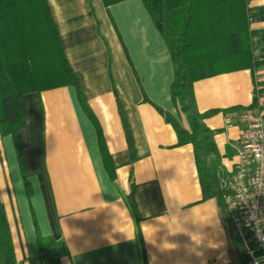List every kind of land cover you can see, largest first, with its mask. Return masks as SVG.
Instances as JSON below:
<instances>
[{"label": "crops", "instance_id": "crops-1", "mask_svg": "<svg viewBox=\"0 0 264 264\" xmlns=\"http://www.w3.org/2000/svg\"><path fill=\"white\" fill-rule=\"evenodd\" d=\"M45 1L77 88L23 95L24 126L0 136L16 264H239L221 186L239 148L233 109L261 104L264 114V0L248 4L256 67L193 83L216 151L203 157L217 192L206 198L193 144L178 145L166 120L187 129L170 94V52L142 1ZM214 160L224 183L211 176ZM39 237L64 252L40 250Z\"/></svg>", "mask_w": 264, "mask_h": 264}, {"label": "trees", "instance_id": "trees-1", "mask_svg": "<svg viewBox=\"0 0 264 264\" xmlns=\"http://www.w3.org/2000/svg\"><path fill=\"white\" fill-rule=\"evenodd\" d=\"M123 0H102L108 7ZM162 34L173 62L170 94L187 129L166 117L177 144H193L204 197L217 195L207 180L204 156L216 158L211 133L195 110L193 83L221 73L254 68L249 29L250 0H141ZM77 82L45 0H0V136L24 126L23 95ZM256 104V96L252 105ZM242 111V108H234ZM219 192V191H218ZM40 250L64 252L62 243L38 238ZM0 264H16L0 201ZM239 264H246L240 253Z\"/></svg>", "mask_w": 264, "mask_h": 264}, {"label": "built area", "instance_id": "built-area-1", "mask_svg": "<svg viewBox=\"0 0 264 264\" xmlns=\"http://www.w3.org/2000/svg\"><path fill=\"white\" fill-rule=\"evenodd\" d=\"M261 104L242 110L239 148L231 176L221 186L226 213L246 264H264V114ZM227 124L229 118L225 119Z\"/></svg>", "mask_w": 264, "mask_h": 264}, {"label": "rangeland", "instance_id": "rangeland-1", "mask_svg": "<svg viewBox=\"0 0 264 264\" xmlns=\"http://www.w3.org/2000/svg\"><path fill=\"white\" fill-rule=\"evenodd\" d=\"M185 122H186V121H185ZM216 164H217V163H216L215 160H214L213 163L211 164V171H212L211 176L216 175L215 178L217 177V180H218L219 184H220V183H224V182H223L224 180H221L220 177L218 176V174H214V171H215V169H216V168H215V167H216ZM215 178H214V179H215ZM218 178H219V179H218ZM215 185H217V183H216ZM212 189L215 190L216 187H214V185H213V186H212ZM238 248H240V245H238Z\"/></svg>", "mask_w": 264, "mask_h": 264}]
</instances>
